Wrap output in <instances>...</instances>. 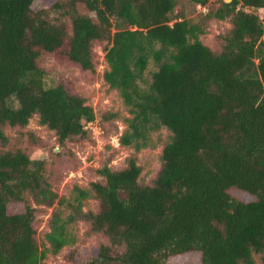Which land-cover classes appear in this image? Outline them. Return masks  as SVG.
Here are the masks:
<instances>
[{
	"label": "trees",
	"instance_id": "obj_1",
	"mask_svg": "<svg viewBox=\"0 0 264 264\" xmlns=\"http://www.w3.org/2000/svg\"><path fill=\"white\" fill-rule=\"evenodd\" d=\"M34 1L0 0V264H42L74 242L77 221L105 242L87 260L70 251V264H264V0L220 2L198 20H177L175 8L210 0H54L39 11ZM212 19L230 23L219 51L201 41ZM94 44H105L103 81L130 116L120 146L137 153L161 129L168 142L149 184L132 154L124 168H99L103 182L76 188L92 193L96 212L60 199L71 213L52 214L41 248L35 214L58 196L45 163L8 148L5 131L36 116L60 145L85 139L93 108L63 83L48 86L40 60L58 53L93 73Z\"/></svg>",
	"mask_w": 264,
	"mask_h": 264
},
{
	"label": "rangeland",
	"instance_id": "obj_2",
	"mask_svg": "<svg viewBox=\"0 0 264 264\" xmlns=\"http://www.w3.org/2000/svg\"><path fill=\"white\" fill-rule=\"evenodd\" d=\"M52 2L54 0H35L31 8L34 11L48 9ZM220 2L225 3L226 0H210L204 8L188 4L177 6L173 16L178 18L177 20L183 18L198 20L209 10L217 8ZM78 11L85 13L82 6H78ZM256 13L264 22V10ZM206 25V33L201 37V41L212 50L219 51L217 36L227 31L230 23L228 20L212 19ZM93 50L96 54V69L93 73L82 71L58 53L45 55L40 60L48 86L63 83L69 92L83 97L93 108L97 121L88 125L85 139L60 145L54 132L40 125L36 116L24 129L5 131L9 138L8 148L23 149L32 160L45 163L48 182L52 191L58 196L52 207H39L35 214L34 228L41 248L49 247L45 236L50 230L52 214L60 212L62 219H65L71 213L65 204L59 203L60 199L73 204H77L76 201L79 200L83 212H96L98 202L93 198L92 193L82 198L76 188L89 190L91 183L103 182V178L97 173L99 168L105 164L114 170L124 168L127 158L132 154L136 156L137 164L141 168L140 182L149 184L157 175L161 165V150L168 142L169 133L161 129L152 134L151 145L137 153L120 146L118 139L125 129V120L130 116L117 91L109 88L103 81L102 76L107 69L104 60L105 44H94ZM155 69V65L150 61L144 72L147 80H150V72ZM105 113L116 114L117 117L110 121H101L100 116ZM29 134H33L37 139H30ZM87 228L85 222L77 221L71 224L68 232L74 238V242L61 249L56 255L47 254L42 264H70L67 256L72 250H78L82 258L87 260L92 250L105 242L101 236L89 235ZM254 259L256 264H261L259 256H255ZM184 263H186L185 257L168 261V264Z\"/></svg>",
	"mask_w": 264,
	"mask_h": 264
},
{
	"label": "water",
	"instance_id": "obj_3",
	"mask_svg": "<svg viewBox=\"0 0 264 264\" xmlns=\"http://www.w3.org/2000/svg\"><path fill=\"white\" fill-rule=\"evenodd\" d=\"M231 0H226V3H229Z\"/></svg>",
	"mask_w": 264,
	"mask_h": 264
}]
</instances>
